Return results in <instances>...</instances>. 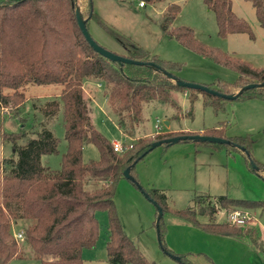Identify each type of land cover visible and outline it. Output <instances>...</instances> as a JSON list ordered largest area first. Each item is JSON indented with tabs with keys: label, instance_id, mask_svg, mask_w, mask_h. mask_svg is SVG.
<instances>
[{
	"label": "trees",
	"instance_id": "obj_1",
	"mask_svg": "<svg viewBox=\"0 0 264 264\" xmlns=\"http://www.w3.org/2000/svg\"><path fill=\"white\" fill-rule=\"evenodd\" d=\"M139 1L155 5L164 0ZM204 1L215 13L220 36L246 33L254 37L248 21L234 11L232 0ZM247 1L252 2L264 27V0ZM81 2L87 27L92 18L103 24L93 10V0ZM76 7V0H3L0 3V108H7L10 104L21 106L25 101L23 89L28 84L60 83L63 85L60 98L47 101L41 111L50 116L62 108L67 141L61 167L53 169L44 166L42 156L57 152L60 139L48 129H42L36 138L19 144V137L4 131V118L0 114V138L11 142L13 147V155L0 163V264L28 257L33 260L32 264H85L83 251L94 248L99 239L98 211H106L108 215L106 250L109 264H155L127 234L117 211L115 196L119 182L126 178L124 171L128 167L133 177L129 180L148 193L162 207L164 214L171 211L183 221L210 233L249 237L255 247L264 251L262 237L255 227L214 221L219 208L257 209L264 207V201L219 195L213 198L216 201L213 205L211 196L207 195L198 196L194 206L172 209L166 190L142 187L135 170L136 164L152 151L154 140L140 137L130 142L132 148L116 152L112 142L91 119L84 85L88 81L104 85L103 99L111 106L119 129L128 137L135 134L142 121L145 102L157 101L176 106V92L189 91L194 98L199 91L205 104L212 105L219 112L224 110L226 99L179 86L161 70L149 65L120 63L102 56L83 35ZM180 9L181 6L175 2L165 7L161 21L163 31L183 46L239 73L233 83L219 80V86H225V89L208 86L233 94L248 83H260L263 84L261 87L245 90L237 99L264 100V66L256 68L241 58L198 40L194 29L189 26L171 27V21ZM106 28L127 49V57L153 61L167 71L173 65ZM168 133L158 134L156 140L191 134ZM202 134L228 138L233 144L190 139L182 141H193L197 147L201 144L224 147L230 154L241 152L249 168L264 179V170L253 167V164L262 166L252 154L253 139L250 135L228 137L223 127L208 128ZM86 144H94L98 148V159H83ZM199 215H208L211 222L201 221ZM155 225L159 230L161 246L167 253L179 255L182 264H196L188 254H177L167 248L163 217ZM19 231L23 232V238H17ZM206 258L207 264H216L212 258Z\"/></svg>",
	"mask_w": 264,
	"mask_h": 264
},
{
	"label": "rangeland",
	"instance_id": "obj_2",
	"mask_svg": "<svg viewBox=\"0 0 264 264\" xmlns=\"http://www.w3.org/2000/svg\"><path fill=\"white\" fill-rule=\"evenodd\" d=\"M173 2L178 3L181 9L171 21V27L189 26L194 29L198 40L241 58L256 68L264 66V27L258 20L252 2L247 0H232V4L234 11L250 24L254 36L252 38L246 33L220 36L215 13L207 7L204 0H164L145 7L139 6V0H93V10L103 24L92 18L88 29L101 46L114 53L127 56L128 51L106 27L138 43L150 55L173 63L168 67L169 72L179 79L225 89V86H219V80L235 82L239 76L236 70L183 46L176 38L163 31V12ZM76 5L81 11H85L81 0H76ZM62 89L63 85L60 83H31L23 89L25 101L21 106L10 104L7 108H0V114L4 118V131L19 137L17 143L25 144L36 138L42 129H48L60 139L58 151L43 155L41 159L44 166L53 169L61 167L62 156L67 149L63 110L61 108L56 114L48 116L41 108L47 101L59 99ZM103 89L104 85L88 81L84 85V94L92 121L111 142L124 138L123 144L126 145L140 137L156 141L158 134L168 130L165 126L162 131H155L157 119L170 123L169 129L172 132L169 135L179 132L202 134L208 128L223 127L228 137H252V154L262 166L259 169L264 170V100L226 99L224 110L218 112L212 105L205 104L199 91H196L198 95L194 98L189 95V91H178L175 95L176 106L157 101L143 103L142 121L135 134L128 137L120 132L111 106L103 99ZM182 145L195 147L193 156L196 164L194 161L189 165L182 160L181 153L176 152L177 164L171 168L169 165L175 157L173 151ZM198 148L197 150L193 141H180L154 148L135 166L140 184L147 189H165L172 209L194 206L198 196L207 195L211 196L213 205L216 202L213 198L219 195L264 201V179L249 168L241 152L230 154L224 147L214 148L209 144H201ZM12 155V143L0 138V163ZM99 157L100 152L94 144L85 145V161ZM115 203L123 228L144 255L155 264H182L161 246L159 231L155 225L157 208L146 198L143 190L129 179L122 178ZM232 210L234 209L219 208L214 221L225 222ZM246 210L250 213V220L245 226L258 229L264 242V207ZM97 218L100 223L99 239L94 248L83 251L85 264H109L106 250L107 212L98 211ZM199 219L211 222L208 215H199ZM163 223L166 227L164 241L167 248L177 254H188L196 264H207L206 256L216 264H264V251L255 247L249 237L210 233L183 221L171 211L164 214ZM32 263L33 260L29 257L10 262Z\"/></svg>",
	"mask_w": 264,
	"mask_h": 264
},
{
	"label": "water",
	"instance_id": "obj_3",
	"mask_svg": "<svg viewBox=\"0 0 264 264\" xmlns=\"http://www.w3.org/2000/svg\"><path fill=\"white\" fill-rule=\"evenodd\" d=\"M76 17H77L78 25H79L83 35L85 36V38L87 39L89 44L94 48V50L96 52L100 53L102 56L106 57L107 59H109L111 61H115V62L126 63V64H137V65H149L150 67H152L154 69L161 70L169 78H172L173 80H175L179 86H184L186 88H192V89L205 91V92H208L210 94L222 97L224 99L232 100V99H237L238 95L245 90L256 88V87L258 88V87H261L263 85L260 83H248V84L244 85L237 93L226 94V93L219 92V91L209 87L208 85L188 82V81L179 79L178 77H176L175 75H173L169 71L163 69L159 64H157L153 61H142V60L132 59V58H129L127 56L114 53L111 50H108L107 48L101 46L92 37V35H91V33L87 27L86 19L84 18L82 11L80 10L79 7H76ZM165 125L166 126L169 125V122L166 121ZM188 139L195 140V141H202V142L233 144V142L230 139L219 137V136H211V135H205V134H185V135L168 137V138H164L161 140H156V141L152 142L151 150H153L154 148L161 146L163 144H174V143H178L182 140H188ZM237 146H239V145H237ZM253 167L255 169H259V167L256 164H253ZM124 175L127 179L133 178L132 175L130 174V168L129 167L125 169ZM144 194H145L146 198H148L151 202H153V204L156 206V208L158 210V217L156 220V222L158 223L160 218L163 217V215H164L163 209L160 205H158V203L156 201H153L149 197L148 193L144 192ZM171 256L177 260H180L179 255L171 254Z\"/></svg>",
	"mask_w": 264,
	"mask_h": 264
},
{
	"label": "built area",
	"instance_id": "obj_4",
	"mask_svg": "<svg viewBox=\"0 0 264 264\" xmlns=\"http://www.w3.org/2000/svg\"><path fill=\"white\" fill-rule=\"evenodd\" d=\"M139 6L140 7H145L146 4L144 1H139ZM101 86V83L99 84ZM165 127V123L161 122L159 119L156 120L155 128L157 132H160L163 130ZM123 139L121 140H115L112 142L113 148L116 152H123L127 150L128 148H132L133 145L126 144L124 145ZM250 213L246 209L238 208L230 211L227 215V222H229L232 225H237V226H244L247 224V222L250 220ZM17 238H23L24 234L22 231H19L16 233Z\"/></svg>",
	"mask_w": 264,
	"mask_h": 264
},
{
	"label": "crops",
	"instance_id": "obj_5",
	"mask_svg": "<svg viewBox=\"0 0 264 264\" xmlns=\"http://www.w3.org/2000/svg\"><path fill=\"white\" fill-rule=\"evenodd\" d=\"M166 122V121H165ZM164 122V123H165ZM94 123V121H93ZM95 125V124H94ZM166 126V125H165ZM168 130H165V132H172L169 128H170V123L169 125H167ZM120 130V129H119ZM156 131V130H155ZM182 131H186V130H182ZM121 132V130H120ZM122 133V132H121ZM123 134V133H122ZM123 139V138H122ZM197 150L199 149L196 146ZM195 147L193 148L191 145H182V146H178V148H176V150H174V160L172 161V163L169 165L171 168L173 167V165L175 166L177 164V160L178 158L176 157V152L181 153L182 155V160L187 163H189V165H191V163H193L195 161L196 164V158H194L193 153H194ZM160 189H162L160 187ZM227 221V220H226ZM252 242V241H251ZM264 243V242H263ZM253 245V244H252Z\"/></svg>",
	"mask_w": 264,
	"mask_h": 264
}]
</instances>
